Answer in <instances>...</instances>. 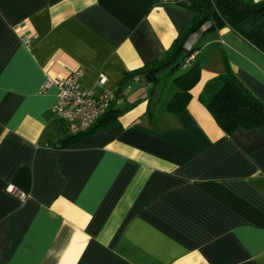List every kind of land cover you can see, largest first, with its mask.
I'll list each match as a JSON object with an SVG mask.
<instances>
[{
	"label": "crops",
	"instance_id": "0c3cea01",
	"mask_svg": "<svg viewBox=\"0 0 264 264\" xmlns=\"http://www.w3.org/2000/svg\"><path fill=\"white\" fill-rule=\"evenodd\" d=\"M192 17L175 0H0V264H264V132L225 133L200 98L227 62L264 102V52L229 26L195 33L179 114L175 71H138ZM78 65L118 118L60 146L54 81Z\"/></svg>",
	"mask_w": 264,
	"mask_h": 264
},
{
	"label": "trees",
	"instance_id": "16d2710c",
	"mask_svg": "<svg viewBox=\"0 0 264 264\" xmlns=\"http://www.w3.org/2000/svg\"><path fill=\"white\" fill-rule=\"evenodd\" d=\"M193 12L162 58L151 62L138 70L143 71L150 80H155L164 70L183 71L174 77L177 90L170 98L167 107L179 114L191 99L192 89L200 79L201 67L193 62L196 48L186 45L198 31L206 32L229 26L264 52V0H175ZM194 54L188 63L184 62ZM136 72H132L134 76ZM116 94V93H115ZM118 94H116L117 96ZM206 108L227 134L239 127L259 128L264 132V102L256 97L242 80L225 62V70L214 79L205 83L200 96ZM101 115L87 130L69 134L60 140V146H66L96 129L116 123L118 108L112 107Z\"/></svg>",
	"mask_w": 264,
	"mask_h": 264
},
{
	"label": "built area",
	"instance_id": "2783aa9c",
	"mask_svg": "<svg viewBox=\"0 0 264 264\" xmlns=\"http://www.w3.org/2000/svg\"><path fill=\"white\" fill-rule=\"evenodd\" d=\"M187 49L191 48V41L186 45ZM193 53L184 62L193 57ZM84 75V68L81 65L76 66L73 70L54 81L57 86L56 100L52 106L54 116L63 121L69 134H77L87 130L91 125L103 115L111 104L116 100L115 92L103 89L100 92L93 90H84L80 87V81ZM101 81L104 76L101 75ZM52 83L47 80L44 88ZM9 192H14L21 200H25L27 193L7 186Z\"/></svg>",
	"mask_w": 264,
	"mask_h": 264
},
{
	"label": "rangeland",
	"instance_id": "374dc122",
	"mask_svg": "<svg viewBox=\"0 0 264 264\" xmlns=\"http://www.w3.org/2000/svg\"><path fill=\"white\" fill-rule=\"evenodd\" d=\"M206 51H207V50H204V52H202L203 54L201 53L200 56H203L204 53H205ZM200 59H201V58H200ZM182 71H183V69L180 67V68H178V70H175V74L178 75V74H179L180 72H182ZM174 76H175V75H174ZM174 76H171V75H170V76H168L167 78H170V77H171V79H169V80H170V82H172ZM163 81H164V80H162V82H161V86H163V84H164Z\"/></svg>",
	"mask_w": 264,
	"mask_h": 264
}]
</instances>
